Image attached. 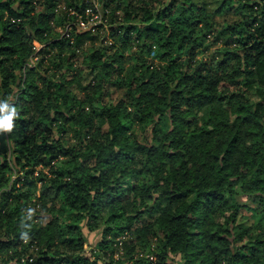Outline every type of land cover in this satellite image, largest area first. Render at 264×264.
Returning a JSON list of instances; mask_svg holds the SVG:
<instances>
[{"label": "trees", "instance_id": "16d2710c", "mask_svg": "<svg viewBox=\"0 0 264 264\" xmlns=\"http://www.w3.org/2000/svg\"><path fill=\"white\" fill-rule=\"evenodd\" d=\"M98 3L0 0V264H264V0Z\"/></svg>", "mask_w": 264, "mask_h": 264}, {"label": "rangeland", "instance_id": "374dc122", "mask_svg": "<svg viewBox=\"0 0 264 264\" xmlns=\"http://www.w3.org/2000/svg\"><path fill=\"white\" fill-rule=\"evenodd\" d=\"M90 3L91 4L96 3V7L94 6L92 8H93V10H95L98 13V17L95 20L96 24H97V22L99 21V18H100L99 17L100 6H99V3H98V0H90ZM72 24L73 23L69 22L62 29H60L58 27L53 29L54 35H57V37L58 36H62L63 34H65L66 30H69L71 28ZM67 25H69L70 28L66 29ZM42 45L38 43V45L36 46L35 52L38 51L42 47ZM75 52H76V54L70 58V61L72 62L71 67L79 69L80 62L82 61V59L84 57L79 52V48H77L75 50ZM64 53L69 55L71 52L69 50H65ZM208 54L206 56H208ZM204 56H205V54H199L198 55V57H204ZM38 59H39V56H32V57L29 58V60H28L26 65H28L29 67L35 66ZM133 61L134 60H132V59L128 60L129 63H131ZM44 63H46V61H44ZM90 78H91V76L89 75L88 71H86V70L84 71L83 70V80H82L81 83H83V84L87 83V81H89ZM78 79H79V77H78ZM111 91H113V90L111 89ZM119 93L122 94V91L119 90ZM250 95H253V96H250V98L255 99V96H254V94H252V92H250ZM190 119H191V117H190ZM148 131H149V128H148L147 125H145L143 123H139V122H134L133 133L138 135L140 138H143L144 141H146V139L148 138V136H147ZM66 137H67V140L69 139L70 143H74V135H73L72 131H69L68 134L66 135ZM59 165H61V164H59ZM245 200L250 206L254 205V203H253L251 198H246ZM34 209H37V211H39L38 214L40 215V217H43V218L47 217V214H45V212H41L42 209L38 208L37 206H35ZM54 213H56V212H54ZM244 213H245L244 215L247 214V212H244ZM35 221L39 222L40 219H37ZM81 225H82L83 234L86 237V243L84 245V251L87 254H90V251L92 249H95L96 244L99 242V240L103 236V229L105 227V223L101 221L100 224L96 228H94V230H92V231L89 230L86 227V225H84L83 223ZM136 225H139V224H136ZM134 235H135V233H134ZM128 236H129V234H128ZM109 237H112V239H114V241H116L118 239V237H113L112 235L109 236ZM158 243H159V240H158L157 236L148 235V237H146L145 241H144L145 245L143 244V246L142 245H139L138 247L136 246L135 251H134L133 260H136L138 258H148L149 260L154 261V258H155L154 257V252H155V249H157ZM109 255H111V254H109ZM123 255H124V248L122 250L117 251V252L116 251L113 252V257L115 259H116V257L117 258L118 257H122ZM170 257H171L170 260L173 261L174 264H181L182 263V258H181L180 255H171ZM106 258H107V260L109 259L108 256H106ZM124 258H126V257H124ZM128 264H132V260H130L128 262Z\"/></svg>", "mask_w": 264, "mask_h": 264}, {"label": "built area", "instance_id": "2783aa9c", "mask_svg": "<svg viewBox=\"0 0 264 264\" xmlns=\"http://www.w3.org/2000/svg\"><path fill=\"white\" fill-rule=\"evenodd\" d=\"M94 6L96 7V3H94ZM70 14H73L75 16V21H73L72 23V27L76 26L77 30H81V29H88L91 25H95L96 24V19L98 17V13L93 10V8L91 6H88L84 9V14H85V19L82 18V15L79 13L74 12L73 10L70 11ZM99 22V21H98ZM70 28L69 25L66 26V29ZM70 28V29H71ZM69 29V30H70ZM68 30H66L67 32ZM65 32V33H66ZM38 45V42L34 41L33 42V49H36V46Z\"/></svg>", "mask_w": 264, "mask_h": 264}, {"label": "clouds", "instance_id": "9594fccd", "mask_svg": "<svg viewBox=\"0 0 264 264\" xmlns=\"http://www.w3.org/2000/svg\"><path fill=\"white\" fill-rule=\"evenodd\" d=\"M16 109H9L7 104H0V132H11L14 124L13 120L16 117Z\"/></svg>", "mask_w": 264, "mask_h": 264}]
</instances>
